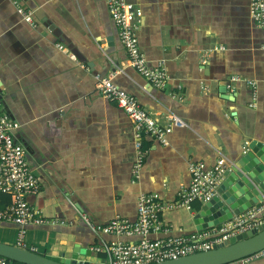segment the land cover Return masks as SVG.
Masks as SVG:
<instances>
[{
    "label": "crops",
    "instance_id": "1",
    "mask_svg": "<svg viewBox=\"0 0 264 264\" xmlns=\"http://www.w3.org/2000/svg\"><path fill=\"white\" fill-rule=\"evenodd\" d=\"M128 1L139 10L137 36L148 63L166 70L162 88L130 66L104 0H0V99L42 180L30 198L42 221L26 226L23 246L52 259L77 244L91 253L79 259L105 264L95 245L140 235L97 226L115 218L133 223L144 192L175 201L190 182L191 163L211 166L224 154L228 165L252 139L264 142V30L251 17V0ZM96 75L110 76L172 126L164 141L142 138L137 178L132 121L98 92ZM173 114L182 125L172 124ZM193 201L165 208L162 229L147 237L214 238L250 210L264 216L263 201L197 230ZM17 230L0 222L1 241L16 244ZM226 264H264V255Z\"/></svg>",
    "mask_w": 264,
    "mask_h": 264
},
{
    "label": "built area",
    "instance_id": "2",
    "mask_svg": "<svg viewBox=\"0 0 264 264\" xmlns=\"http://www.w3.org/2000/svg\"><path fill=\"white\" fill-rule=\"evenodd\" d=\"M110 16L116 26L119 40L126 52L130 66L140 73L148 82L163 87L167 82L165 68L158 64L151 66L141 50L137 30L139 10L128 0H104ZM250 14L257 26L264 30V0H251ZM138 16V17H137ZM62 47V45H60ZM264 49V42L262 44ZM96 89L102 95L113 99L129 116L135 130L136 161L133 176L138 177L145 151L142 138L145 135L164 141L172 129L153 118L139 100L130 92L122 89L112 81L110 76L96 75ZM172 124L182 125L177 115H170ZM18 122L7 112L0 99V192L12 195L10 204L0 205V222H13L17 225L16 245L23 246L26 226L31 222H41L39 210L30 200L40 193L42 180L34 172L31 159L24 144L17 138ZM207 166L202 161L190 164L191 179L188 185L182 186L175 201H163L158 193L144 192L138 197L137 217L133 223L115 218L96 229L106 233L137 234L134 241H110L93 247L95 253L102 255L105 264H150L164 259L176 258L197 251L210 249L214 243L222 242L239 232L257 228L264 222V216L257 218V210H250L245 216L228 222L221 233L214 238L192 236H171L167 238H148L151 231L162 229L161 213L167 208L184 206L191 208L193 200L204 202L216 192L223 179L228 165L223 160ZM264 206V205H263ZM264 208V207H262ZM31 250L37 251L31 247ZM253 255H264V248ZM0 264H18L0 255ZM23 264V263H22Z\"/></svg>",
    "mask_w": 264,
    "mask_h": 264
},
{
    "label": "water",
    "instance_id": "3",
    "mask_svg": "<svg viewBox=\"0 0 264 264\" xmlns=\"http://www.w3.org/2000/svg\"><path fill=\"white\" fill-rule=\"evenodd\" d=\"M264 201V142L252 139L242 152L228 164V171L215 194L201 203L192 216L197 230L217 225L241 214L250 206ZM235 213V214H234ZM264 248V222L257 228L245 230L216 242L210 249L153 262L150 264H226L253 255ZM77 244L69 256L52 259L37 251L0 240V255L23 264H90L79 259L91 254ZM86 252V253H85Z\"/></svg>",
    "mask_w": 264,
    "mask_h": 264
},
{
    "label": "trees",
    "instance_id": "4",
    "mask_svg": "<svg viewBox=\"0 0 264 264\" xmlns=\"http://www.w3.org/2000/svg\"><path fill=\"white\" fill-rule=\"evenodd\" d=\"M13 201V197L10 194L0 192V205L2 204H10ZM194 202V201H193ZM200 205L199 201H196L195 207L198 208ZM18 264H22L20 262L15 261Z\"/></svg>",
    "mask_w": 264,
    "mask_h": 264
},
{
    "label": "rangeland",
    "instance_id": "5",
    "mask_svg": "<svg viewBox=\"0 0 264 264\" xmlns=\"http://www.w3.org/2000/svg\"><path fill=\"white\" fill-rule=\"evenodd\" d=\"M1 238H3V237L0 236V240H2ZM8 240L10 241L11 239H8Z\"/></svg>",
    "mask_w": 264,
    "mask_h": 264
}]
</instances>
